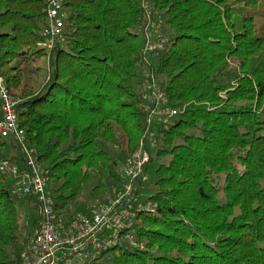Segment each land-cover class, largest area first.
Here are the masks:
<instances>
[{
	"label": "trees",
	"instance_id": "obj_1",
	"mask_svg": "<svg viewBox=\"0 0 264 264\" xmlns=\"http://www.w3.org/2000/svg\"><path fill=\"white\" fill-rule=\"evenodd\" d=\"M143 3L65 0V41L48 50L46 0H0V71L21 101L29 146L59 207L88 187L91 200L106 198L148 129L135 85L148 67L177 111L152 127L160 145L150 163L166 160L145 202L155 211L135 220L136 246L93 264H264V0H152L168 32L165 50L151 54L155 68L138 32ZM38 60L48 69L35 89ZM0 153L20 161L19 146L1 136ZM10 181L0 173V264H22L42 215L27 198L38 216L22 235Z\"/></svg>",
	"mask_w": 264,
	"mask_h": 264
},
{
	"label": "built area",
	"instance_id": "obj_2",
	"mask_svg": "<svg viewBox=\"0 0 264 264\" xmlns=\"http://www.w3.org/2000/svg\"><path fill=\"white\" fill-rule=\"evenodd\" d=\"M47 26L43 35L44 47L52 50L65 41V0H46ZM146 23L141 29L146 53L165 50L167 39L161 25L153 18L152 4L143 3ZM147 76L144 82L145 110L148 129L139 146L120 168L121 184L103 202L76 211L71 206L59 207L47 177V170L39 160L38 151L29 146L25 130L21 128L17 108L20 99L12 94L0 71V136L19 146V163L6 160L0 153V173L11 180L10 190L15 197L34 198L39 205L42 223L30 242L22 264H93L105 252L127 245L136 246L133 228L139 213L154 212L152 204L140 202V188L147 181L150 149L156 135L154 125L169 123L177 111L170 108L165 90ZM156 144V143H155Z\"/></svg>",
	"mask_w": 264,
	"mask_h": 264
},
{
	"label": "rangeland",
	"instance_id": "obj_3",
	"mask_svg": "<svg viewBox=\"0 0 264 264\" xmlns=\"http://www.w3.org/2000/svg\"><path fill=\"white\" fill-rule=\"evenodd\" d=\"M147 1L149 3L152 2V0H147ZM138 32L140 33V31H138ZM167 35H168V32L162 30V36H164L166 38ZM141 39L144 42V38H143L142 34H141ZM146 58H147V61L149 62V65H152L155 68L156 65L158 64V59L157 58L151 59V53H149V52L146 54ZM30 67H31L30 69L33 70V72H32L33 74L31 77L32 78L31 84L33 87H35V89H37L41 84H43L45 82L48 65H47L45 60H38L35 63H33ZM38 68H41L42 70L38 71L37 70ZM146 68H143V72L145 73L143 76L144 80L141 79L140 83L138 81L135 82L136 87H138L140 89L142 95L144 94V91H145L144 90V87H145L144 82L147 80L146 75L149 76L151 74L148 67H146ZM154 79L156 80V82L158 84H161L165 78H163V77L158 78V77H155V75H154ZM155 143L151 147V154L153 156L155 154L156 148L158 147V145H160L159 138L156 137ZM108 150H110L114 155L119 157V152L116 149L108 148ZM165 162H166L165 159L158 160L157 158H154V160L149 164V166H148L149 178L147 181L142 183V186L140 188V191H141L140 192V202L145 203L147 201L148 197H150L154 194L155 183L157 181V169L160 166V164L165 163ZM122 165H123V163L121 164V166ZM9 183L11 184L12 182L10 181ZM95 184H96V181H94L92 183V186H94ZM89 190H90V187L86 188V196L83 200L72 205V208L74 210L85 211L87 206L98 203V202L105 201L104 200L105 198L91 200L90 196H89ZM28 203L29 202L27 199H22V198L17 197L18 209H19V213H20L22 223H23V227H24V229L22 231V235H24L26 232H28L32 229V224L38 216L34 210L29 208Z\"/></svg>",
	"mask_w": 264,
	"mask_h": 264
}]
</instances>
